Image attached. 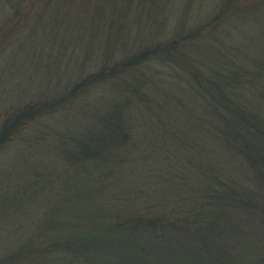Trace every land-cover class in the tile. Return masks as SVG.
I'll list each match as a JSON object with an SVG mask.
<instances>
[{
    "label": "trees",
    "instance_id": "16d2710c",
    "mask_svg": "<svg viewBox=\"0 0 264 264\" xmlns=\"http://www.w3.org/2000/svg\"><path fill=\"white\" fill-rule=\"evenodd\" d=\"M0 264H264V0H0Z\"/></svg>",
    "mask_w": 264,
    "mask_h": 264
},
{
    "label": "rangeland",
    "instance_id": "374dc122",
    "mask_svg": "<svg viewBox=\"0 0 264 264\" xmlns=\"http://www.w3.org/2000/svg\"><path fill=\"white\" fill-rule=\"evenodd\" d=\"M203 1H205V2H206L207 0H203Z\"/></svg>",
    "mask_w": 264,
    "mask_h": 264
}]
</instances>
